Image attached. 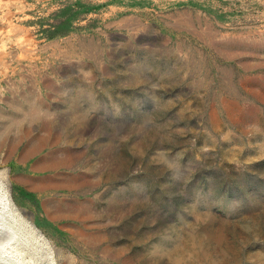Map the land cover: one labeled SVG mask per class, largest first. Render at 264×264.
Instances as JSON below:
<instances>
[{
  "label": "rangeland",
  "instance_id": "rangeland-1",
  "mask_svg": "<svg viewBox=\"0 0 264 264\" xmlns=\"http://www.w3.org/2000/svg\"><path fill=\"white\" fill-rule=\"evenodd\" d=\"M0 214L27 264H264V0H0Z\"/></svg>",
  "mask_w": 264,
  "mask_h": 264
},
{
  "label": "bare ground",
  "instance_id": "bare-ground-1",
  "mask_svg": "<svg viewBox=\"0 0 264 264\" xmlns=\"http://www.w3.org/2000/svg\"><path fill=\"white\" fill-rule=\"evenodd\" d=\"M4 221L0 214V264H27L22 252L16 248L15 234Z\"/></svg>",
  "mask_w": 264,
  "mask_h": 264
}]
</instances>
